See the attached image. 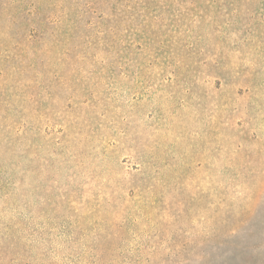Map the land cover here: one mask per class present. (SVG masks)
Wrapping results in <instances>:
<instances>
[{
	"label": "rangeland",
	"instance_id": "1",
	"mask_svg": "<svg viewBox=\"0 0 264 264\" xmlns=\"http://www.w3.org/2000/svg\"><path fill=\"white\" fill-rule=\"evenodd\" d=\"M0 264H264V0H0Z\"/></svg>",
	"mask_w": 264,
	"mask_h": 264
}]
</instances>
